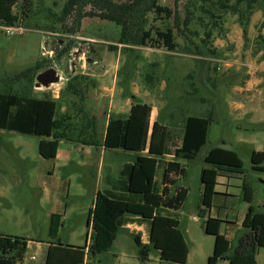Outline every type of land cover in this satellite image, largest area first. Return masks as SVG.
<instances>
[{
  "label": "rangeland",
  "instance_id": "374dc122",
  "mask_svg": "<svg viewBox=\"0 0 264 264\" xmlns=\"http://www.w3.org/2000/svg\"><path fill=\"white\" fill-rule=\"evenodd\" d=\"M65 2L33 0L32 16L17 23L25 28L23 32L8 34L4 24H0V92L53 97L59 102L58 115L74 116V123L79 127L87 122L84 115L93 120L99 118L96 122L100 123L107 121L108 116H118L128 98L133 102L148 103L155 108L152 121L160 119L169 127L167 145L170 153L181 144L186 117L212 116L207 144L194 160H181L186 175L178 184L187 187L189 194L182 208L173 211L180 220V229L190 249L186 264H207L213 254L215 236L205 231L204 219L199 216V201L201 173L209 166L205 162L209 150L216 146L235 150L243 161L246 175L231 177V190L240 195L243 178L247 177L255 189L254 203L264 202V171L253 170L250 160L253 150H264V123L251 124V115L241 116L240 110L233 105L235 100L244 103L246 96H238L232 91L234 85H241L247 79L250 70L255 71L258 78H264V12L255 11L246 35L238 16L226 13L205 44L202 39L206 38L207 27L192 24V29L198 30L194 39L202 45L201 52L196 54L188 48L195 47V42L190 40L193 36L187 30L182 33V27L176 28L179 49L175 52L120 43L121 28L98 16L85 17L78 32L65 33L56 20ZM160 2L175 8V0ZM15 11L19 8L15 7ZM153 17L151 14L150 22L161 27L174 23L173 19L163 23L154 21ZM56 33L63 36L57 38ZM69 43L73 44V49L62 54ZM111 45L117 48L113 49ZM209 48L215 54H211ZM50 49L55 51L52 57L49 56ZM38 64L41 66L39 72L56 68L62 76L60 82L50 88H34L36 78L21 75ZM84 68L86 72H97L96 69L102 72L109 69V72L99 79L100 87L96 88L98 82L91 75L82 73ZM75 70L76 74L73 73ZM74 75H87L86 79H81L78 94L69 89ZM97 95L100 99L95 101ZM98 107L103 111H97ZM94 112L100 116H95ZM127 116L128 113L122 115ZM97 130L101 141L102 126L99 125ZM0 137V232L32 240L26 251V264L34 260L46 263L48 241L61 240L78 246L89 243L92 229L87 221L93 205V189L98 176L103 178L107 167L102 171L97 159L87 158L79 149L84 146L72 140L62 141L61 152L71 153L73 160L60 166V160L41 156L39 142L42 137L38 135L0 129ZM162 139L156 140L154 150L161 147ZM120 151L123 152L114 158L115 152L107 149L104 157L105 166L112 167L114 180L118 179V170L123 163L135 160L131 152ZM146 152L149 154L148 150ZM219 199L222 201L225 197ZM235 203L240 210L247 209L243 200ZM66 212L67 224L56 228L54 223L59 219L58 215ZM140 225L136 222L130 234L121 230L110 251L90 254L86 264H142L133 234H140L143 241H148L149 237L147 227L143 225L140 229ZM259 253V264H264V248ZM147 264L179 263L161 260L159 253L153 251Z\"/></svg>",
  "mask_w": 264,
  "mask_h": 264
},
{
  "label": "trees",
  "instance_id": "16d2710c",
  "mask_svg": "<svg viewBox=\"0 0 264 264\" xmlns=\"http://www.w3.org/2000/svg\"><path fill=\"white\" fill-rule=\"evenodd\" d=\"M175 3L173 8L163 5L160 0H66L61 13L55 15L65 33L78 32L85 17L98 16L121 28L120 43L165 48L174 52L179 49L176 28L182 27L181 32L189 31L193 36L190 40L195 42L194 48L187 45L189 50L199 54L202 45L194 39L198 30H193L192 24L207 27L206 38L202 39L205 44L213 36V31L219 28L220 19L226 13L238 16L246 35L255 11L264 12V0H175ZM32 6L33 0L22 3L19 0H0V24L15 26L21 21L23 23L32 16ZM89 6L90 9H87ZM15 7L19 11L16 12ZM151 14H154V21L165 23L173 19L174 23L165 27L155 25L150 22ZM72 48L73 44L69 43L62 54ZM111 48L117 47L111 45ZM209 52L215 54L210 48ZM39 64L21 76L35 80L41 68ZM86 78L87 75H74L69 89L78 94L81 79ZM58 110L59 102L53 97L36 98L0 92V129L43 137L39 142V153L46 159L57 156L61 140L89 145L102 143L106 149L132 151L136 157L133 162L122 166L117 180L108 181L109 187L97 192L89 211L88 226L92 227L89 243L78 246L61 240L49 241L47 264H85L90 254L110 251L118 233L128 224L136 222L145 225L148 230L147 242L140 234H133L142 264H147L153 251L159 253L161 260L186 264L190 249L180 229V220L173 215L174 210L182 208L189 194L187 187L178 184L186 175L185 164L178 160H194L197 157L207 144L213 117H186L181 144L170 153L167 145L169 127L157 119L151 132L153 107L148 103L133 102L127 117L111 116L102 142L98 137L96 121L91 117L84 115L87 122L79 127L74 123V116L67 113L59 116ZM160 137L163 138L161 147L154 150V143ZM147 149L149 154L139 155ZM168 154H173L176 159H166ZM205 162L209 166L204 167L201 174L203 191L199 216L204 219L206 233L215 236L213 254L207 264H218L222 260H227L229 264H258L259 250L264 248V206L254 203L255 189L247 177L243 178L242 197L250 205L243 230L235 240L222 233L225 220L207 215L218 194V178L246 175L240 155L233 149L216 146L206 154ZM251 163L253 170L264 171V151H253ZM29 240L0 232V264H23Z\"/></svg>",
  "mask_w": 264,
  "mask_h": 264
},
{
  "label": "crops",
  "instance_id": "0c3cea01",
  "mask_svg": "<svg viewBox=\"0 0 264 264\" xmlns=\"http://www.w3.org/2000/svg\"><path fill=\"white\" fill-rule=\"evenodd\" d=\"M263 67H264V64H263ZM96 70H97V72H89V71L86 72L85 68H84L83 71H81V72L84 73V74H87L89 76L91 75L92 78L96 82H98L96 88H99L100 87L101 77L104 78V76H107L108 72H109V69H107V70H105L103 72L100 70L101 73H100V71H98V69H96ZM73 73L76 74L77 71L75 70V71H73ZM263 86H264V78L262 76L258 78V76L255 75V71L250 70L248 75H247V79H245L241 83V85H234L233 88H232V91L236 95H238V96H246L245 97L246 100H245L244 103L243 102H238V101L235 100L233 107H235L237 110L239 109L240 110L239 114L241 116H243V117L247 116V115H251L250 116V117H252L250 119L251 124H253V123H255V124L256 123L257 124L264 123V95H263L264 94V89H263ZM34 88H36V87H34ZM114 90H115V87L112 88V91H114ZM33 97L45 98L42 95H35ZM95 97H96L95 101L100 99V97L98 95L95 96ZM132 103H133V101L128 98L127 101H125V106H122V108L119 110L118 115H123L124 113H128L129 114L131 106H132ZM123 109L126 110V111H123ZM154 109L155 108L153 107L152 118H151V132H152L153 124L157 120L156 119L155 121H152V119L154 117L153 115H154V112H155ZM96 110L99 111V112L103 111L101 108L99 109V107ZM93 114L95 116L96 115L100 116V114L99 113L97 114L96 112H94ZM110 117L111 116H108L107 121H104L102 123L96 122V125H95L96 129H98L99 125L102 126L103 138L101 139V141H103V139L105 137L106 128H107L108 121H109ZM98 119L99 118H94V121H97ZM42 139H43V137L41 138V140ZM62 141L63 140L60 141V145H59V148H58L57 156L55 158H52V159L60 160V163H59L60 166H66L69 162H71L73 160V156H72L71 153L62 154V152H61V143H62ZM77 144H80V143L77 142ZM82 145L84 147H79V149L82 152H85V156L87 158L91 159V158L95 157L97 159V161L99 162V165H101L102 171H105L104 169H105V167H107L106 171H105V175L103 176V178L101 177L102 181H103L102 182L103 186L101 184L100 176H98L97 181L95 182V186H94V189H93V197H94L93 198V205H94V201H95V197H96L97 192L99 190H101V189L108 188L109 187L108 181L110 182V181L114 180V179H112V175H111L112 173H111V170H110V169H112V167L111 166H105V164H104V160H105L104 157H105V154L107 152V149L102 145V143H99L98 145H89V144H82ZM111 150H113V152H115V153H113L114 154V156H113L114 158H117L123 152V151H120L121 149L120 150L119 149H111ZM146 151L139 153V155H146L145 154V153H147ZM253 151H264V150L255 149ZM94 152H97L96 153L97 156H96V154H94ZM128 152H131V154H133L134 158L136 157V153H134L132 151H125V154H127ZM252 152H251V155H252ZM251 155H250V160H251ZM165 157L168 160H175L176 159L173 154H168ZM181 160L182 159H179L178 161H180L182 163ZM127 162H130V161H127ZM127 162H125V163H127ZM125 163H123L120 166L118 172L120 171V169L122 168V166ZM232 185L233 184L231 182V178L226 177V176H220L218 178V185L216 187V190H217L218 194L215 196L214 201H213V206L208 210L207 215L208 216H212V217H219V218H222L223 220H225L226 222L222 226V233H224L229 239L235 240L237 234L243 230V221H244V218H245V216H246V214L248 212L250 204L243 199L242 192H241L240 195H237L236 193H234L231 190ZM202 191H203V184H202V189L200 190V196H201ZM44 193H45V190H44ZM46 194H50L49 191H46ZM221 197H225V199L220 201L219 198H221ZM234 199L243 200L247 204V207H246L247 209L245 211L240 210L238 208V206L236 205V203H235L236 200H234ZM199 203H200V201H199ZM93 205H92V207H93ZM256 205L264 206V202H263V204H256ZM219 207H221V208H219ZM222 210H223V212H222ZM229 211H232L231 212L232 214L228 213ZM58 216H59V219L54 223V226H56V228L59 229L61 226L64 227V225L67 224L68 213L66 212V214L62 215L63 217L60 216V215H58ZM61 217H62V219L64 218L63 221H62V219L60 220ZM194 217H196V216H194ZM88 219H89V216H88ZM61 221H62V223H61ZM87 223H88V221H87ZM133 225H136V223H130L127 226H125L122 230H125L127 233L130 234V232H133L132 229H131ZM142 226L143 225H140V229H141ZM89 228L92 229V227H89ZM31 242H32V240L30 239L28 241L27 250L29 249ZM144 242H147V241H144ZM63 243H65V242H63ZM65 244L74 245V244H70L69 242H66ZM49 245H50L49 241L46 242V248H45V252H46L45 253V262L46 263L45 264H47V260L46 259H47V252H48V249H49ZM258 254H260V253H258ZM31 262H32L31 264H44L43 262L38 263L36 260L31 261ZM221 262H227L229 264V262L227 260H222L218 264H220ZM257 262L259 264L258 256H257ZM23 264H26V258H24V263ZM85 264H86V262H85Z\"/></svg>",
  "mask_w": 264,
  "mask_h": 264
},
{
  "label": "water",
  "instance_id": "95a60500",
  "mask_svg": "<svg viewBox=\"0 0 264 264\" xmlns=\"http://www.w3.org/2000/svg\"><path fill=\"white\" fill-rule=\"evenodd\" d=\"M77 52H75L76 54ZM61 74L54 67H49L36 76V88H50L52 84L60 82Z\"/></svg>",
  "mask_w": 264,
  "mask_h": 264
},
{
  "label": "built area",
  "instance_id": "2783aa9c",
  "mask_svg": "<svg viewBox=\"0 0 264 264\" xmlns=\"http://www.w3.org/2000/svg\"><path fill=\"white\" fill-rule=\"evenodd\" d=\"M4 27L7 29L8 34H13L16 31L23 32L25 30V28H23L22 26H19L17 24L15 26H4ZM55 35L57 36V38H58V36L59 37L63 36V34H60V33H56ZM54 53H55V51L53 49H50L49 56L52 57L54 55ZM56 97H58V96H56ZM195 219H197V217H195Z\"/></svg>",
  "mask_w": 264,
  "mask_h": 264
},
{
  "label": "flooded vegetation",
  "instance_id": "af4514ba",
  "mask_svg": "<svg viewBox=\"0 0 264 264\" xmlns=\"http://www.w3.org/2000/svg\"><path fill=\"white\" fill-rule=\"evenodd\" d=\"M73 49V48H72ZM76 52V51H75Z\"/></svg>",
  "mask_w": 264,
  "mask_h": 264
}]
</instances>
